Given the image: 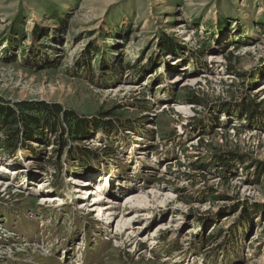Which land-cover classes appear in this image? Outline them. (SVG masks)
I'll list each match as a JSON object with an SVG mask.
<instances>
[{
    "label": "rangeland",
    "instance_id": "rangeland-1",
    "mask_svg": "<svg viewBox=\"0 0 264 264\" xmlns=\"http://www.w3.org/2000/svg\"><path fill=\"white\" fill-rule=\"evenodd\" d=\"M0 101L61 110L3 154L0 264H264V0H0Z\"/></svg>",
    "mask_w": 264,
    "mask_h": 264
},
{
    "label": "trees",
    "instance_id": "trees-1",
    "mask_svg": "<svg viewBox=\"0 0 264 264\" xmlns=\"http://www.w3.org/2000/svg\"><path fill=\"white\" fill-rule=\"evenodd\" d=\"M246 111L248 112L249 109L246 108ZM60 113V109H54L46 103L21 101L16 103L14 107L9 103L0 101V125L7 133V138L3 140L2 148H0V153L15 154L17 146L13 145L12 142L15 138L19 139L20 135L38 141L40 135L46 134V130L55 135L59 131ZM66 119L69 120L67 116ZM58 134L59 138L56 141L58 148L66 147L67 141L63 140L61 142L63 138L61 130ZM24 141L20 140L18 142Z\"/></svg>",
    "mask_w": 264,
    "mask_h": 264
},
{
    "label": "bare ground",
    "instance_id": "bare-ground-1",
    "mask_svg": "<svg viewBox=\"0 0 264 264\" xmlns=\"http://www.w3.org/2000/svg\"><path fill=\"white\" fill-rule=\"evenodd\" d=\"M180 109H182V108H180ZM55 148V146H52L51 147V149H54ZM7 156H5V155H3V154H0V166H1V164H7V165H9L10 164V157H7ZM2 165V168H4V166ZM1 168V169H2ZM23 170H24V168H16L15 170L13 169V172L15 173V176L16 175H18V174H20L21 172H23ZM100 180V179H99ZM69 181H71L74 185H75V187L74 188H76V192H82V194H83V197H85V196H93L92 197V202H90L89 203V205H85L86 206V209L87 210H89V211H95V212H97V210H98V216H101V217H104V219H106V220H101V219H99V220H101V221H104V225H105V227H110V226H112L111 224V222H113V221H115V217L114 216H112L113 214H118V215H121V214H124V212H125V210L123 209V207H121V209H119L120 208V206L117 208V204L119 203L118 202V198H113V197H111V196H109V195H107V191H109V186H111V184H110V181H111V179H107L106 177H104L103 179H102V181H99V182H96V190H95V192H93V191H91L90 189H89V187L92 185L91 183L90 184H88L87 182L88 181H82L80 178H78V177H72V178H70L69 179ZM95 181V180H94ZM97 181V180H96ZM106 183V185H105V183ZM128 182H130L129 180H116V183L117 184H119L120 185V189H121V191H123V190H125L126 188H130V185H125V183H128ZM8 184H10V182L8 183ZM40 184H42V183H40ZM82 185V186H81ZM38 186V185H37ZM104 187H105V189H104ZM106 187H107V189H106ZM113 185H112V189H113ZM134 187H136V186H134ZM111 192H113V194L115 195V196H117V194H115V192L114 191H111ZM86 194V195H85ZM111 194V193H110ZM114 196V197H115ZM42 198H44L43 199V201L44 202H55V201H58V202H61L60 203V205H63L64 204V202H63V200H62V198H61V196L60 195H58V194H49V195H44ZM103 198H105L106 199V201L108 202V203H110V204H106V205H102V204H98L97 202H99L101 199H103ZM136 200V202H142L143 201V199L141 198V197H139L138 195H132V197H131V200ZM112 203V204H111ZM136 215V214H135ZM142 216V215H141ZM125 218V217H124ZM114 219V220H113ZM136 219V218H135ZM127 220V219H126ZM124 221L123 222V217L121 218V220H119L118 221V223H117V230H119V231H122L123 229H124V224L125 223H128V221ZM139 227H141L140 225H137V228H139ZM258 230H259V228H258ZM257 230V231H258ZM259 232V231H258ZM257 232V233H258ZM131 233H133L134 234V231H132ZM131 233L129 234V237H128V243L129 242H133V243H135L134 241L135 240H133L134 239V237H131L130 235H131ZM155 233V232H154ZM133 234H132V236H133ZM118 235V233H115V235L113 236V237H116ZM66 252V251H65ZM70 254H71V252H70ZM80 258H82V257H80ZM71 264H74V263H76L75 261H73V262H70ZM77 264H80V261L79 262H77Z\"/></svg>",
    "mask_w": 264,
    "mask_h": 264
}]
</instances>
